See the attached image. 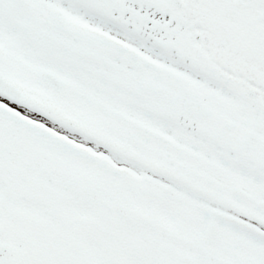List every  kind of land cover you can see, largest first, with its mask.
<instances>
[{"label":"snow or ice","instance_id":"1","mask_svg":"<svg viewBox=\"0 0 264 264\" xmlns=\"http://www.w3.org/2000/svg\"><path fill=\"white\" fill-rule=\"evenodd\" d=\"M0 264H264V0H0Z\"/></svg>","mask_w":264,"mask_h":264}]
</instances>
